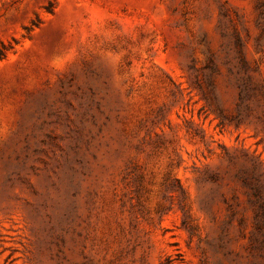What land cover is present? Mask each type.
<instances>
[{"label":"rangeland","instance_id":"obj_1","mask_svg":"<svg viewBox=\"0 0 264 264\" xmlns=\"http://www.w3.org/2000/svg\"><path fill=\"white\" fill-rule=\"evenodd\" d=\"M0 264H264V0H0Z\"/></svg>","mask_w":264,"mask_h":264}]
</instances>
